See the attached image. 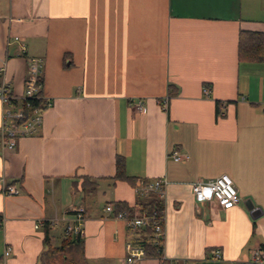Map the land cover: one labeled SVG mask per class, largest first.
<instances>
[{"label":"crops","instance_id":"obj_1","mask_svg":"<svg viewBox=\"0 0 264 264\" xmlns=\"http://www.w3.org/2000/svg\"><path fill=\"white\" fill-rule=\"evenodd\" d=\"M240 29L264 32V0H0V84L22 96L27 57L36 56L50 100L34 134L12 149L0 142V264H41L43 224L59 244L79 204L88 262L163 264L126 261V223L105 210L133 206L137 180L156 177L165 180L164 264H256L264 60L238 59ZM117 156L127 178H112ZM220 173L238 204L196 202L191 182ZM1 179L19 192L4 193Z\"/></svg>","mask_w":264,"mask_h":264},{"label":"built area","instance_id":"obj_2","mask_svg":"<svg viewBox=\"0 0 264 264\" xmlns=\"http://www.w3.org/2000/svg\"><path fill=\"white\" fill-rule=\"evenodd\" d=\"M42 72V60L36 56L27 57V68L24 77V92L22 96L14 95L6 82L0 84V100L2 103V114L0 121V142L3 148L12 149L16 145L17 137L23 135L34 134L41 122V111L44 106L50 104V100L40 94V76ZM203 92H207L206 87H203ZM39 94V95H38ZM40 97L42 99L39 106H29V101H25L24 106L31 108L29 113L24 111L23 105L18 104V100ZM16 102V103H15ZM163 107L167 106L166 98L161 100ZM138 107L140 104L138 103ZM174 159L180 157L177 150L171 152ZM2 180V190L4 193H18L19 189L15 184ZM165 180L162 177L153 179L137 180L134 184V191L140 196H146L149 193H155L158 198L163 199ZM191 191L196 202L215 203L221 208L232 207L240 201L237 188L232 178L227 173L209 179H197L191 182ZM105 210L117 218L125 221L128 232L131 238L127 239L125 249L127 252L126 261L133 262L145 256L144 248L134 240L138 236L139 229L142 226L151 224L153 227V242L157 249L162 246L163 242V210L157 213L147 214L142 211L137 215H126L123 211L115 212L113 204L108 202L105 205ZM72 222L68 223L65 232L78 234L82 233V221L84 219V206L79 204L73 210ZM38 224H35L37 226ZM10 250L6 246L4 253L7 254ZM219 255L218 250H215L214 256ZM162 258H164L161 255ZM165 259V258H164ZM251 260L253 263L259 264L264 262V247L256 246L251 250ZM171 264H193L191 260L181 259L178 262Z\"/></svg>","mask_w":264,"mask_h":264},{"label":"trees","instance_id":"obj_3","mask_svg":"<svg viewBox=\"0 0 264 264\" xmlns=\"http://www.w3.org/2000/svg\"><path fill=\"white\" fill-rule=\"evenodd\" d=\"M238 59L247 61H263L264 60V32L258 31H248L240 29L238 32ZM40 91V90H39ZM39 95V94H38ZM25 101H29V106L36 107L42 105V99L40 97H30L25 99H20L16 102L22 104L24 111L29 113L31 108L24 106ZM15 102V103H16ZM45 107V106H44ZM43 107V108H44ZM166 108V107H164ZM115 173L112 178H127L125 171L124 159L121 156H117L115 159ZM146 180V179H144ZM81 185L82 182L80 183ZM115 212L123 211L126 215H137L142 211H146L147 214H152L153 211L159 213L163 210V199L158 198L155 193H149L146 196H140L137 194V201L133 206H128L125 202H115L113 204ZM44 231L43 242L44 249L42 250L40 256V262L45 260L47 255H56L62 250H68L69 248L76 249L81 252L82 240L78 234L68 233L63 237L59 244L53 245L50 242L49 235V225L47 223L43 224L42 227ZM131 238V234L128 232L127 239ZM153 227L151 224L142 226L139 229L138 236L135 238V242L139 243L144 248V253L146 256H161L162 246L157 249V246L153 242ZM162 258V257H160ZM162 263H165V259H161ZM69 264H92L88 262L83 256H80V261L71 260Z\"/></svg>","mask_w":264,"mask_h":264},{"label":"rangeland","instance_id":"obj_4","mask_svg":"<svg viewBox=\"0 0 264 264\" xmlns=\"http://www.w3.org/2000/svg\"><path fill=\"white\" fill-rule=\"evenodd\" d=\"M80 256L78 250L69 248L58 252L56 255H47L41 264H69L71 260L80 261Z\"/></svg>","mask_w":264,"mask_h":264}]
</instances>
